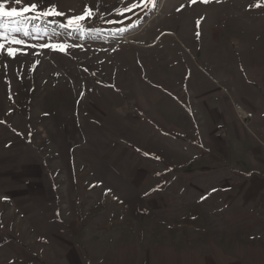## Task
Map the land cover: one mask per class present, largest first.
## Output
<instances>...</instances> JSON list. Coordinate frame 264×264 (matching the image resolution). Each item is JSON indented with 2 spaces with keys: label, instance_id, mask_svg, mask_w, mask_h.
Here are the masks:
<instances>
[{
  "label": "rangeland",
  "instance_id": "374dc122",
  "mask_svg": "<svg viewBox=\"0 0 264 264\" xmlns=\"http://www.w3.org/2000/svg\"><path fill=\"white\" fill-rule=\"evenodd\" d=\"M157 2L0 0V264H264V0Z\"/></svg>",
  "mask_w": 264,
  "mask_h": 264
},
{
  "label": "snow or ice",
  "instance_id": "6c2138e0",
  "mask_svg": "<svg viewBox=\"0 0 264 264\" xmlns=\"http://www.w3.org/2000/svg\"><path fill=\"white\" fill-rule=\"evenodd\" d=\"M196 0H192V3H195ZM203 3H209L210 0H201ZM216 3H221L222 0H215ZM17 4L21 3V0H16ZM261 5L258 3L256 4V7H260ZM138 7H144L145 10H147L148 7H151L152 9H155L158 7L157 0H130V3H128L122 10L123 12H131L134 9ZM28 12H35L36 15L29 18L25 16V13ZM64 15L61 12L56 11V9L53 7L47 11H37V4L33 3L29 7H25L22 10H17L16 8H12L11 10H6V6L4 3H0V22L3 21L4 18H17L15 20V24L12 25H3L0 23V27H3L5 29L4 32H0V52H2L5 48V43L8 44H22L23 41L16 39L13 33L23 32L25 36L29 35V32L27 30V23L29 19H41L48 16H62ZM93 15V12L91 9H88L85 11L84 15H78L74 18H70L67 20V27L72 28L73 30H80L83 31V27L81 22L85 20V17H91ZM63 26V25H62ZM49 47H56V46H49ZM63 47V46H60ZM7 55L10 57L15 56V50L11 47L7 49ZM5 199H7L5 197Z\"/></svg>",
  "mask_w": 264,
  "mask_h": 264
},
{
  "label": "crops",
  "instance_id": "0c3cea01",
  "mask_svg": "<svg viewBox=\"0 0 264 264\" xmlns=\"http://www.w3.org/2000/svg\"><path fill=\"white\" fill-rule=\"evenodd\" d=\"M264 110V105H263V108H262V111ZM263 115V114H262ZM234 120H235V118H234ZM238 120V119H237ZM236 121V120H235ZM243 135V134H242Z\"/></svg>",
  "mask_w": 264,
  "mask_h": 264
}]
</instances>
